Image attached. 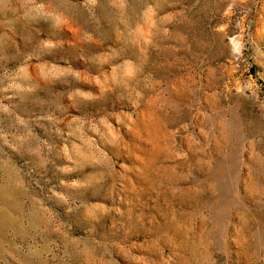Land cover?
<instances>
[{
    "label": "rangeland",
    "instance_id": "374dc122",
    "mask_svg": "<svg viewBox=\"0 0 264 264\" xmlns=\"http://www.w3.org/2000/svg\"><path fill=\"white\" fill-rule=\"evenodd\" d=\"M0 264H264V0H0Z\"/></svg>",
    "mask_w": 264,
    "mask_h": 264
}]
</instances>
